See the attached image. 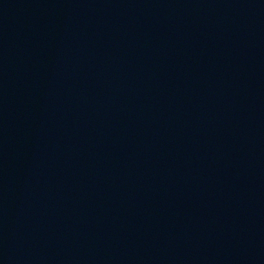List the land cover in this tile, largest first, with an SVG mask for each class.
<instances>
[{"label":"water","instance_id":"water-1","mask_svg":"<svg viewBox=\"0 0 264 264\" xmlns=\"http://www.w3.org/2000/svg\"><path fill=\"white\" fill-rule=\"evenodd\" d=\"M0 264H264V0H0Z\"/></svg>","mask_w":264,"mask_h":264}]
</instances>
